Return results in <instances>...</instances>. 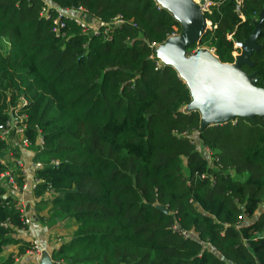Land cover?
Here are the masks:
<instances>
[{
  "label": "trees",
  "instance_id": "obj_1",
  "mask_svg": "<svg viewBox=\"0 0 264 264\" xmlns=\"http://www.w3.org/2000/svg\"><path fill=\"white\" fill-rule=\"evenodd\" d=\"M46 1L125 23L102 39L66 21L59 39L40 14ZM46 1L0 0V125L18 110L27 139L42 137L33 198L46 204L53 225L73 221L51 260L264 264V117L201 127L186 83L149 58L148 43L182 32L151 0ZM207 2L210 28L185 52L212 48L218 63L232 65L255 34L241 70L264 89V0ZM5 149L0 141V158ZM16 182L22 187V178ZM22 227L17 200L0 185V256L12 246L24 254Z\"/></svg>",
  "mask_w": 264,
  "mask_h": 264
},
{
  "label": "water",
  "instance_id": "obj_2",
  "mask_svg": "<svg viewBox=\"0 0 264 264\" xmlns=\"http://www.w3.org/2000/svg\"><path fill=\"white\" fill-rule=\"evenodd\" d=\"M171 12L181 25L179 36L167 40L159 54L167 67H171L186 83L190 95V110H197L201 127L225 124L236 118L264 117V89L258 88L252 75L242 72L243 65L250 64V57L256 49L255 34L241 46L242 52L234 64L226 65L205 61L199 55L195 62L188 61L184 53L196 43L207 28L200 6L192 0H158ZM166 213V209L158 207ZM44 264H52L51 260Z\"/></svg>",
  "mask_w": 264,
  "mask_h": 264
},
{
  "label": "built area",
  "instance_id": "obj_3",
  "mask_svg": "<svg viewBox=\"0 0 264 264\" xmlns=\"http://www.w3.org/2000/svg\"><path fill=\"white\" fill-rule=\"evenodd\" d=\"M43 1L45 2L46 0ZM151 1L154 4L156 10L160 11L163 9L162 4L158 0ZM203 1L205 2V5L200 6V9L204 13L208 8V2L207 0ZM40 14L46 19H50L52 24L51 31L53 35L59 39L66 37V32L64 31L66 27V21L78 27L81 33L85 36L89 38L102 39L108 38L110 36V31L113 28L125 23L120 17L114 18L109 23H104L92 18L90 21H87L86 17L89 18V16L86 14V11L83 8L78 7L77 9L73 10L53 8L52 5L47 1L45 2ZM174 36L175 35L173 34L169 36L168 39ZM164 43H148V48L150 50L149 58L155 61L156 70H161L165 67L162 57L159 54V50L164 45ZM202 51L209 53L216 60L215 52L212 48L208 49L196 46L191 52L193 55H196ZM26 105L27 102L21 98L19 106L23 108ZM25 119L26 117L24 115H20L18 110H14L9 113L8 121L5 124L0 125V141L4 142L6 145L5 152L0 158V164L5 167V171L0 174V185L4 186L8 191V195L16 200H18L19 196L27 190L26 188H32V190H34L36 185L39 184V180L35 176V171L42 168L40 163L33 161L34 153L32 154V160L25 159L23 155L26 150H32L34 152V149H41L43 146V140L40 135L36 139L35 144H32L27 139L25 136L26 125L23 123ZM51 164L56 165L57 163L51 162ZM17 178H22V187L17 184ZM17 202L18 207L20 208V218L23 226L19 231L18 236L20 238H24L27 236L28 230L32 227L33 222L31 218H29L24 205L19 204V201ZM3 226H6V224H3ZM180 235L188 236V234L184 232H180ZM56 240L58 243L60 242L58 239ZM27 242L28 248H26L24 254L22 255L23 260L21 264H43V257L47 253L45 247L39 242L38 239L35 238H30ZM51 262L52 264H59L57 262H53L52 260Z\"/></svg>",
  "mask_w": 264,
  "mask_h": 264
},
{
  "label": "rangeland",
  "instance_id": "obj_4",
  "mask_svg": "<svg viewBox=\"0 0 264 264\" xmlns=\"http://www.w3.org/2000/svg\"><path fill=\"white\" fill-rule=\"evenodd\" d=\"M199 52V51H198ZM199 55H204V58L205 61H208V62H214L216 61L215 58H213L209 53L207 52H200L196 55H193L192 52H188V53H184V57L186 60L188 61H193L195 62L197 57ZM241 55L238 54L235 56V58L239 57ZM24 157L25 159H31L32 160V154H33V151L32 150H26L24 152ZM35 161V160H33ZM40 203V202H39ZM41 203H44V202H41ZM43 205H46V204H43ZM32 208V207H31ZM38 211L40 212L39 214L41 215V219L42 220V223H41V227H42V235H45L47 236V240H52V238H62L63 240L65 239V236H68L69 233H70V226L73 225V221L71 220H67V221H61L62 223L61 224H58L56 223L55 225H53V223L51 222H48L47 221V218H48V215H47V211L45 210L44 207H41L38 209ZM34 213V214H33ZM28 216L30 217H33L35 215L36 217V212L35 211H28L27 212ZM53 228V229H52ZM18 250H17V247H8L6 248V250L3 252L2 256H0V258H4L6 256V254L8 253H12L13 255L16 256ZM43 261L46 262L48 261V259L44 256L43 257ZM20 263V258L18 257V255L15 257L14 259V264H19Z\"/></svg>",
  "mask_w": 264,
  "mask_h": 264
},
{
  "label": "crops",
  "instance_id": "obj_5",
  "mask_svg": "<svg viewBox=\"0 0 264 264\" xmlns=\"http://www.w3.org/2000/svg\"><path fill=\"white\" fill-rule=\"evenodd\" d=\"M193 1V3L194 4H196L198 7L200 6L199 5V2L200 1H198V0H192ZM162 4V8L163 9H165V10H167L166 8H165V6L163 5V3H161ZM200 8V7H199ZM201 10V9H200ZM168 11V10H167ZM171 13V12H170ZM172 15V14H171ZM86 20L88 21H90L91 20V18L89 17V18H87L86 17ZM207 24H210L208 21H207ZM207 28H210V27H208L207 26ZM179 36V35H178ZM174 37H177V35H175ZM174 37H171V38H169V39H172V38H174ZM168 39V40H169ZM242 52V47H241V49H240V53ZM239 53V54H240ZM236 55H238V54H236ZM235 55V56H236ZM235 60H236V58H235ZM25 153H23V155H24ZM31 176H32V174H31ZM27 190L25 191V192H23V194L22 195H20L19 196V198H18V200L17 201H19V204H23L24 205V207H25V209H26V211L28 212V211H35L36 212V217H35V215L33 216V217H30L29 216V218H31V220H32V222H33V225H32V227L31 228H29V230H28V233H27V236L26 237H24V239L26 240V241H28L30 238H35V239H38L39 240V242L45 247V249H46V255H45V257L48 259V260H51V252L56 248V247H58V241L56 240V238L54 239V238H52V240H47V236H45V235H42V227H41V223H42V220H40L41 219V215L39 214L40 212L38 211V209L39 208H41V207H44L45 208V210H46V205H43V204H45V203H39V201H37V200H35L34 198H33V190H32V188H26ZM51 197V195H48L47 197H46V199H48V198H50ZM42 202V201H41ZM32 207V208H31ZM34 214V213H33ZM53 229V228H52ZM20 258V263L19 264H21V262H22V260H23V257L22 256H20L19 257ZM45 262L43 261V264H44Z\"/></svg>",
  "mask_w": 264,
  "mask_h": 264
}]
</instances>
